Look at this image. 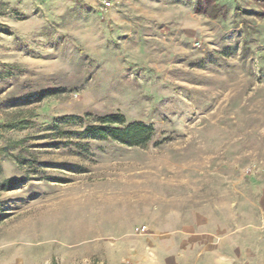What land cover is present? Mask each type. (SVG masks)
<instances>
[{
    "label": "rangeland",
    "instance_id": "374dc122",
    "mask_svg": "<svg viewBox=\"0 0 264 264\" xmlns=\"http://www.w3.org/2000/svg\"><path fill=\"white\" fill-rule=\"evenodd\" d=\"M117 113L147 146L85 133ZM188 179L231 231L92 224ZM219 262L264 264V0H0V264Z\"/></svg>",
    "mask_w": 264,
    "mask_h": 264
},
{
    "label": "crops",
    "instance_id": "0c3cea01",
    "mask_svg": "<svg viewBox=\"0 0 264 264\" xmlns=\"http://www.w3.org/2000/svg\"><path fill=\"white\" fill-rule=\"evenodd\" d=\"M189 184L190 179H188V186L184 184L181 199L175 197L169 199L160 198L157 191H153L149 194L139 193L140 195L137 196L136 203L128 205L130 209L127 210L125 209V204L123 206L118 204V198H115L117 200L116 204H110V202H115V200L108 201L104 210L103 208L95 209V206L91 213L92 224L94 226L97 225L96 220L99 216H102V226L114 227L125 225L126 229L123 231L122 236L134 233L145 235L148 232H183L190 234L192 232H207L210 230L209 228L215 230L216 226H224L225 232L230 229L232 226L231 218L222 214L219 218L216 216L209 217L210 219L207 224L196 223L197 221L194 218L207 214V212L205 211L206 208L194 203L197 199L194 200L195 197L193 196L195 194L191 193ZM180 209L182 212H180ZM143 227H145V230L141 231ZM178 227H181V229ZM231 240L233 241L232 237ZM233 249L234 247L232 246L230 248L231 253L235 252ZM184 255L186 256L188 253ZM221 264H229V262Z\"/></svg>",
    "mask_w": 264,
    "mask_h": 264
},
{
    "label": "trees",
    "instance_id": "16d2710c",
    "mask_svg": "<svg viewBox=\"0 0 264 264\" xmlns=\"http://www.w3.org/2000/svg\"><path fill=\"white\" fill-rule=\"evenodd\" d=\"M99 125H90L85 133L103 139H112L128 147H145L152 139L153 129L141 122H127L123 114H109L99 119ZM12 128L17 127L11 126ZM13 180L2 183L4 190H11Z\"/></svg>",
    "mask_w": 264,
    "mask_h": 264
},
{
    "label": "built area",
    "instance_id": "2783aa9c",
    "mask_svg": "<svg viewBox=\"0 0 264 264\" xmlns=\"http://www.w3.org/2000/svg\"><path fill=\"white\" fill-rule=\"evenodd\" d=\"M144 230V229H143Z\"/></svg>",
    "mask_w": 264,
    "mask_h": 264
}]
</instances>
